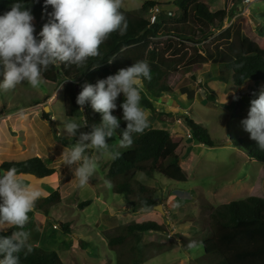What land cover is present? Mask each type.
Segmentation results:
<instances>
[{
    "label": "rangeland",
    "instance_id": "obj_1",
    "mask_svg": "<svg viewBox=\"0 0 264 264\" xmlns=\"http://www.w3.org/2000/svg\"><path fill=\"white\" fill-rule=\"evenodd\" d=\"M146 1L122 0L121 8L134 12ZM154 1L164 4L174 0ZM204 1L213 9L225 8L236 13L234 17L226 18L224 27L236 16L242 15L250 25L245 23L244 32L264 48V37L255 30V22L264 21V0ZM169 9L174 15L179 13L171 6L164 7L163 11ZM161 12L152 9L144 17L154 21ZM209 71L216 77L197 71L178 79L179 74H176L171 80H178L175 94L151 98L156 111L170 116L156 117L147 110L149 122L154 128L170 132V142L177 143L180 165L187 174L185 183L170 181L158 174L153 177L136 174L138 180L156 188L154 198L162 211L153 208L134 212L125 194L114 193L112 187H107L106 174L112 160L108 157L100 159L94 175L85 186H80L70 168L63 164V149L75 143L79 135L69 137L63 124L70 118L79 122L86 119L88 124H95L91 122L94 110L90 103L85 105L87 108L82 115L66 116L62 99L65 82L56 87L44 80L37 88L24 82L14 90H0V159L7 156V161H15L38 153L45 157L49 167L57 170L56 176L42 184V189L48 192L57 190L61 203L54 205L48 215H43L47 222L36 246L57 252L65 264H116L115 251L107 245L108 234L118 225L149 220L147 215L150 214L148 217L159 219L166 232H149L141 238L140 245L152 240L161 246L171 243L173 248L157 253L156 247L141 246L146 254L151 255L140 264H205L198 259L204 253L203 247L190 248V242L186 241L187 247L183 249L177 235L188 239L202 235L209 228L211 207L247 197L253 192L264 196V182H258L262 164L250 159L240 144L243 137L250 135L244 130L242 121L248 118L251 100L264 91V82L250 81L237 87L233 85L228 71L217 65ZM2 79L0 75V81ZM197 84L207 85L215 97V104L206 99L207 91ZM43 112L50 114L51 122L42 119ZM184 115L208 130L214 141L213 147L198 144L186 125ZM80 131L86 132V128ZM108 143L114 151L122 152L126 148L119 146L115 136ZM87 154L92 155L91 152ZM86 200H91V204L80 208L79 203ZM63 223L72 225L69 232L62 230L60 224ZM31 229L34 232V228Z\"/></svg>",
    "mask_w": 264,
    "mask_h": 264
},
{
    "label": "trees",
    "instance_id": "obj_2",
    "mask_svg": "<svg viewBox=\"0 0 264 264\" xmlns=\"http://www.w3.org/2000/svg\"><path fill=\"white\" fill-rule=\"evenodd\" d=\"M23 2L34 16L35 35L49 22L51 6L45 8V0H0V15L11 10L14 3ZM175 7L177 15L171 11H163L164 7ZM152 9L162 12L151 21L144 14ZM128 28L124 35L112 33L100 46L99 55L89 58L85 64L57 63L43 73L44 80L56 87L63 85V106L67 117L80 116L83 112L76 103L78 94L85 83L95 85L98 80L115 75L120 69L127 68L139 60H147L151 67V80H142L140 84L141 105L151 111L156 117L170 116L156 111L153 99L164 94H175L178 80L171 81L179 74L182 79L185 74H194L204 69L206 64L217 65L229 72L234 86L241 87L246 82H264V48H261L243 30L242 15H238L227 26L224 21L234 17L233 10L213 9L204 0H174L171 3L146 1L138 10L127 12ZM258 35L264 37V21L257 26ZM112 60L111 63L109 61ZM99 66V67H98ZM97 67V68H95ZM192 79H194L192 75ZM76 85L79 90L76 91ZM207 91L206 99L215 104V97L206 84H197ZM124 102L121 94L116 103L117 109L112 113L121 118L120 128L115 138L121 139L120 133L126 128L123 120ZM42 119L50 121V114L43 112ZM102 117L93 112L91 122L100 124ZM186 125L194 139L210 147L214 146L208 130L184 115ZM86 128L90 131L91 125ZM171 134L166 129L149 127L142 134H134L133 144L126 147L120 158L111 160L106 178L111 181L114 193L125 194L133 211L151 210L158 205L154 198L156 188L146 185L136 178L137 173L153 177L162 175L177 183H185L187 174L180 165L177 153V143L170 142ZM242 148L248 157L262 164L258 182H264V151L250 135L240 140ZM15 167L21 175L33 176L36 179L53 177L57 170L50 168L41 157H31L23 161H3L0 172ZM91 200L79 203L80 208L91 204ZM61 203L60 193L55 190L46 197H40L34 210H42L48 215L50 209ZM205 205V204H203ZM209 206V205H205ZM210 207V206H209ZM33 212L29 213L32 216ZM209 228L199 236L189 239L181 235L180 243L186 249L187 242L200 244L204 253L198 259L205 264H264V196L257 192L211 207L208 216ZM29 222L25 226H29ZM63 231H70V224H60ZM166 232L165 227L156 221L145 220L118 225L106 237L107 245L116 254V264H140L151 254H146L141 246L161 253L171 250L173 245L167 243L161 246L148 240L141 244L142 237L149 232ZM11 230H0V236H7ZM137 254V256H136ZM20 264H65L55 251H46L32 245V251L20 254Z\"/></svg>",
    "mask_w": 264,
    "mask_h": 264
},
{
    "label": "clouds",
    "instance_id": "obj_3",
    "mask_svg": "<svg viewBox=\"0 0 264 264\" xmlns=\"http://www.w3.org/2000/svg\"><path fill=\"white\" fill-rule=\"evenodd\" d=\"M44 6H51L53 11L39 39L35 35L34 16L23 2L14 3L10 11L0 15V75L3 77L0 90H14L24 82L37 88L44 82L43 73L50 66L57 63L81 66L99 55L100 46L112 33L124 35L128 28L127 18L121 11L122 0H45ZM151 78L149 62L139 60L115 75L98 80L95 85L82 86L77 105L83 112L84 106L90 103L102 120L98 125H91L88 132L80 131L89 127L86 119L79 122L70 118L63 124L69 137L76 138L79 133L76 142L63 149L61 157L80 186L90 182L102 157L116 160L121 156L108 143L120 128L119 119L112 113L117 109L116 101L121 94L124 102L120 107L126 128L120 133L119 146L130 147L134 134H142L149 127L139 85L142 80ZM242 124L264 151V91L251 100L248 118ZM89 152L92 155H88ZM20 175L15 167L0 172V225L17 229L0 236V264H20L19 254L27 255L32 251L31 234L24 229L41 192L20 180ZM105 185L112 187L109 180H105ZM188 246H202V242L199 245L190 242Z\"/></svg>",
    "mask_w": 264,
    "mask_h": 264
},
{
    "label": "crops",
    "instance_id": "obj_4",
    "mask_svg": "<svg viewBox=\"0 0 264 264\" xmlns=\"http://www.w3.org/2000/svg\"><path fill=\"white\" fill-rule=\"evenodd\" d=\"M252 16H250V18H251ZM251 22H252V19H251ZM263 22V21H262ZM245 23H246V25L247 26H250L249 25V23L247 24V20L245 19L244 20V22H243V30L245 31ZM261 22H258L257 21V23L255 22V24L258 26V24H260ZM256 25H255V27H256ZM255 30H257V27H256V29ZM246 33V32H245ZM247 34V33H246ZM248 35V34H247ZM252 39V38H251ZM253 41H254V39H252ZM213 67V64H206L205 65V67H204V69H202V70H200V71H198V72H201L202 73V75H208V74H210L211 75V77H216V76H214V73H212V71H209V68H211V67ZM245 85V84H244ZM234 105V104H233ZM48 122V121H47ZM50 122H51V120H50ZM154 128V127H153ZM189 131H190V129H189ZM198 144H200V143H198ZM193 146L191 145L190 146V148H192ZM178 148L179 147H177V150H178ZM35 156H37V157H41V155L40 154H33V156H27L26 158H17L15 161H23V160H26V159H28V158H31V157H35ZM2 158L0 159V164L3 162V161H7V156H1ZM43 160H45L44 158L45 157H41ZM180 163H181V159H180ZM49 167V166H48ZM50 168H52V167H50ZM56 169V168H55ZM56 174H57V172H56ZM56 174L54 175V176H56ZM51 178V177H50ZM19 179L20 180H22V181H24V182H26V183H28V184H30V185H32V186H34L36 189H38V190H40V192H41V196L40 197H46V196H48L49 194H51L52 192H48V190L47 189H42V184L43 183H47V182H45L47 179H49V178H43V179H36V178H34L33 176H29V175H20L19 176ZM55 191V190H54ZM142 210V209H141ZM35 211V212H34ZM33 211V214H32V216H30L29 215V217H30V220H29V226L28 227H26L24 230L25 231H28V232H30V243H32L31 245H38V242H39V239H40V237H42V235H43V231H44V228H45V224H46V218L43 216V215H45L43 212H41V211H39V210H34ZM135 212V211H134ZM150 215V214H149ZM149 215H147V218H149V220H153V221H156V222H158V223H160L159 222V219H157V218H154V217H148ZM144 216H146V215H144ZM147 220V219H146ZM145 221V220H144ZM135 222H142V221H135ZM53 225H55V224H53ZM31 228H34V232H32L31 230ZM70 228H72V225L70 224ZM0 230H5V231H7V230H11V231H15V230H17L14 226H12V225H0ZM107 241V240H106ZM80 242H82V241H80Z\"/></svg>",
    "mask_w": 264,
    "mask_h": 264
},
{
    "label": "water",
    "instance_id": "obj_5",
    "mask_svg": "<svg viewBox=\"0 0 264 264\" xmlns=\"http://www.w3.org/2000/svg\"><path fill=\"white\" fill-rule=\"evenodd\" d=\"M76 91H78V85H76ZM45 111H48V110L46 109ZM154 209H157V210H159V211H162V210H161V205H160V204L154 206ZM39 211H40V210H39Z\"/></svg>",
    "mask_w": 264,
    "mask_h": 264
},
{
    "label": "built area",
    "instance_id": "obj_6",
    "mask_svg": "<svg viewBox=\"0 0 264 264\" xmlns=\"http://www.w3.org/2000/svg\"><path fill=\"white\" fill-rule=\"evenodd\" d=\"M53 228H54V229H56V228H57V226H56V225H53Z\"/></svg>",
    "mask_w": 264,
    "mask_h": 264
}]
</instances>
